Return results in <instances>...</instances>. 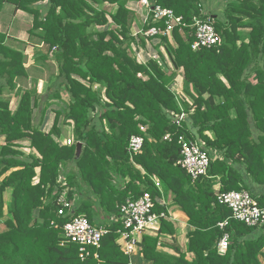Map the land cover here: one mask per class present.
Returning a JSON list of instances; mask_svg holds the SVG:
<instances>
[{
  "label": "trees",
  "instance_id": "1",
  "mask_svg": "<svg viewBox=\"0 0 264 264\" xmlns=\"http://www.w3.org/2000/svg\"><path fill=\"white\" fill-rule=\"evenodd\" d=\"M44 1L0 0V7L8 2L34 14L32 33L41 30L38 35L59 66L57 79L65 78L71 96L55 110L47 131L42 124L52 98H61L58 80L45 100L35 89L24 91L16 109L3 96L0 82V134L7 138L0 150V218L6 191L12 192L10 217L0 230V264H130L118 242L122 221L113 217L120 216L128 199L146 193L155 200L154 210L167 214L155 179L175 193V203L189 216L194 229L188 233L187 250L194 259L189 261L185 252L176 257L157 251L159 236L147 233L140 244L153 264H264V229L234 219L231 208L217 201L219 190L247 189L264 206V0H227L222 14L213 7L208 11L207 0H150L183 17L173 30L172 48L166 24L154 20L150 10L144 31L155 25L162 31L136 34L137 12L128 7L130 0H48L43 14L39 4ZM196 16L214 21L217 45L192 48ZM160 39L167 42L174 69ZM132 43L152 47L161 60L132 55ZM22 58L0 40V78L7 74L12 87L24 75ZM181 67L191 105L184 101L182 106L171 88ZM182 112L187 117L178 124L173 114ZM65 124L74 130L71 145L57 140ZM167 134L171 139H165ZM132 135L145 137L142 153L133 157L128 151ZM181 135L218 152L207 176L193 179L178 164ZM23 140L37 153L25 155ZM79 142L83 149L77 158ZM66 188L69 198L77 197L76 213L108 229L101 247L91 248L84 260L79 245L64 236L69 217L58 214L57 199ZM227 219L222 229L219 222ZM160 223L158 234L175 235L167 216ZM225 232L230 245L220 254L217 246Z\"/></svg>",
  "mask_w": 264,
  "mask_h": 264
},
{
  "label": "built area",
  "instance_id": "2",
  "mask_svg": "<svg viewBox=\"0 0 264 264\" xmlns=\"http://www.w3.org/2000/svg\"><path fill=\"white\" fill-rule=\"evenodd\" d=\"M141 3L153 13V19L166 24L165 32L170 35L176 26L183 24V17L178 16L170 8L153 4L150 0H141ZM194 28V41L192 48L198 50L200 48H211L220 42L214 21L210 18L194 17L192 24ZM162 31L160 25H155L146 31H141L147 36L158 35ZM186 113L173 114V119L180 124L186 119ZM145 130V127H142ZM165 139H171L170 134ZM145 137L142 135H132L129 141L128 151L133 157L143 151ZM181 145V158L178 164L185 169L193 179L200 176H207L210 164L214 158L218 156V152L212 149L203 148L198 141H192L185 135L179 138ZM159 185L160 183L157 182ZM217 201L231 208L232 217L238 221L244 222L249 226L264 229V206L252 196L247 189L218 191ZM60 205L58 214L68 216L69 220L64 224V236L70 242L77 243L80 249V256L84 260L92 254L91 248L99 249L102 239L108 233V229L90 223L87 216L76 213L77 197H68V188H66L57 199ZM155 200L149 193H146L138 199H128L121 206V214L119 217H113V221H122L123 230H119L120 243L125 254L131 256L135 249L140 245L143 236L155 229L162 217H166L164 212H156ZM229 224V219L219 222V226L225 229ZM230 245V234L225 232L218 242V251L225 254ZM94 256L99 258V254L94 252Z\"/></svg>",
  "mask_w": 264,
  "mask_h": 264
},
{
  "label": "crops",
  "instance_id": "3",
  "mask_svg": "<svg viewBox=\"0 0 264 264\" xmlns=\"http://www.w3.org/2000/svg\"><path fill=\"white\" fill-rule=\"evenodd\" d=\"M219 1L221 3H219ZM210 2L213 5V9L219 14H222L224 10L223 9L224 1L210 0ZM39 5L42 6L40 9L41 11H43V14H45L47 10L46 7L47 5H49L48 0L41 2ZM128 7H130L131 9L137 12L136 18L133 23V29L136 31V34L137 33L140 34L141 31L145 30L143 28V24L146 19V14L148 12V9L141 3L140 0H130L128 2ZM33 26H34V14L29 13L22 9L16 10L15 5L8 2L3 3L2 7H0V40H3L5 46L12 49H16L20 51L23 55L21 61L24 67V75L19 74L15 78L14 87L10 86V84L7 82L8 79L7 74L2 75L1 77V80L3 81L2 84H4L3 96L11 99V106L13 109L17 108L18 103L20 101L21 93L24 91L35 89L37 94L38 95L40 94V96L43 97L45 92L39 90V86H41V82L44 83L43 86H50V90H53L51 89L52 88L51 86H53L54 83L56 82L59 72L58 71L59 66L54 56V53L53 52L48 53V51L46 50V46L44 42L38 35L39 32H41L40 29L32 33ZM97 28L102 29V27H97ZM246 30H247L246 33L249 32V29ZM247 36L248 35H246V40H249V37ZM169 40L172 45H175L171 41V39ZM159 41L156 40V42ZM162 45L163 44L160 42V47H162ZM131 48H134L135 51L138 52V54L146 53L147 58L150 57L152 53H155V50L152 47L150 49L149 48L145 49V47L142 46V44L132 43ZM47 55L48 57L44 59L43 56H47ZM2 57L4 60V56ZM168 63H169L168 66L171 67L172 64L170 62ZM252 81L256 82L254 78H252ZM175 85H178V89L176 90L174 89L177 88L175 87ZM184 85H185V71L184 68L181 67L179 68L178 74L175 77L171 85L172 86L171 88L176 92L178 91V93L180 94L181 92H184L185 89ZM7 87L9 89H7L6 91L5 88ZM97 87L98 86H96V88ZM63 93H65L68 96V98H71L67 89L63 91ZM62 103L64 102L62 101ZM50 109H51L50 113L48 111L47 118L42 124L43 130H47V131H49L52 128L55 120L54 119L55 110L58 109V107L55 105L53 101L50 106ZM209 135L212 136L211 133ZM57 140L64 145H71L72 143H74L75 136H74L73 127L70 124H65L62 130V134L59 137H57ZM6 143H7L6 136L0 134V150L1 147L4 146ZM20 143L23 146L21 150L25 152V155H29L31 153L36 152L35 149L30 147V142L28 140L20 141ZM37 181L38 180L35 179V182ZM155 182L158 188H160V191L162 192V196H159V199L161 203L167 208L166 216L169 221L174 223L177 231L175 235L169 233L158 234L157 231L161 228V223H159V225L155 229L151 230V232L148 234L154 237L157 235L159 236V242L156 248L157 251L164 252L168 255L176 256V257L180 256L181 252H185L186 258L189 261H192L194 259V254L187 250L188 242H189L188 233L194 229V227L189 224V216L181 209L179 205L175 203L174 201L175 193L172 190L166 192L163 185L158 179H155ZM157 182H159L160 184L158 185ZM218 187L219 184L216 185V188ZM256 187L258 189H262V186L258 187V185H256ZM11 193L12 192L10 189L6 191L5 214L2 218H0V230H5L6 228L5 220L10 217V214L8 215L7 210L9 203L11 201ZM92 198H94L93 195ZM130 264H153V261L147 259L144 256L142 251V245L140 244L135 249L134 253L130 256Z\"/></svg>",
  "mask_w": 264,
  "mask_h": 264
},
{
  "label": "rangeland",
  "instance_id": "4",
  "mask_svg": "<svg viewBox=\"0 0 264 264\" xmlns=\"http://www.w3.org/2000/svg\"><path fill=\"white\" fill-rule=\"evenodd\" d=\"M141 1V0H140ZM224 2V4H225V6H226V0H223ZM219 3H221L220 1H219ZM206 5H207V7H208V11L210 10V9H212V7H213V5H212V3L210 2V0H207V3H206ZM141 34V33H140ZM169 37H170V39H171V41L175 44V39H174V36H173V34L171 33L170 35H169ZM160 42H162V47H161V50H162V52L164 53V55H166V59L168 60V62H170L171 64H172V66L170 67L169 66V68H171V69H174V65H173V62H172V57H171V55H170V53H169V48H168V45H167V42H164V41H162L161 39H160ZM172 46L173 45H171L170 44V47L172 48ZM131 54L132 55H136V56H138L141 60H146V53H139L138 54V52H136L135 51V49L134 48H131ZM152 55L155 57V58H157L158 60H161V55H159V54H157L156 52L155 53H152ZM169 64V63H168ZM58 71H59V68H58ZM58 75H59V72H58ZM56 80H58V79H56ZM0 82H3L2 80H1V78H0ZM64 82H65V78H64V81H63V79H59L58 81H57V83L59 84L60 83V85H59V88H60V92L62 93H60L61 94V100L64 102V103H62V101L60 100V99H54V98H52V101L55 103V105L58 107V108H60V107H62V106H66V103H68V102H70V98H68V96L65 94V93H63V91H65L66 90V86H65V84H64ZM5 83H6V81H5ZM178 84V83H177ZM44 85V83L43 82H41V86H39V90L40 91H44L45 92V94L43 95V97H42V99L43 100H45L47 97H48V94L49 93H51V91L52 90H50V86H43ZM94 86H95V88H96V86H98V84H94ZM185 86V89H184V92H181L180 94L178 93V91H177V93H178V102L179 103H181L182 104V106H183V102L184 101H186V102H188L190 105L191 104H193V102H194V100H193V98L191 97V95L187 92V86H186V84L184 85ZM5 87H6V85H5ZM52 87V86H51ZM172 87V86H171ZM175 87H177V88H174L175 90L176 89H178V85H175ZM7 89H9L8 87L7 88H5V90L7 91ZM5 91V92H6ZM39 91V92H40ZM23 93V92H22ZM21 93V94H22ZM8 98V97H7ZM21 98V97H20ZM192 101V102H191ZM19 104V103H18ZM50 110L51 109H49V113H50ZM36 119H35V122H39L40 121V117H41V113H40V109L39 108H37L36 109ZM51 115V114H50ZM53 115V114H52ZM51 120V119H50ZM208 134H210V132H208ZM196 137L198 138V140H200V141H202L201 140V138L200 137H198L197 135H196ZM36 180H38V179H36ZM8 211V210H7ZM8 215H9V211H8ZM6 217H9V216H6Z\"/></svg>",
  "mask_w": 264,
  "mask_h": 264
},
{
  "label": "water",
  "instance_id": "5",
  "mask_svg": "<svg viewBox=\"0 0 264 264\" xmlns=\"http://www.w3.org/2000/svg\"><path fill=\"white\" fill-rule=\"evenodd\" d=\"M82 149H83V144L81 142H79L77 144V152H76V157L79 158L81 153H82Z\"/></svg>",
  "mask_w": 264,
  "mask_h": 264
}]
</instances>
